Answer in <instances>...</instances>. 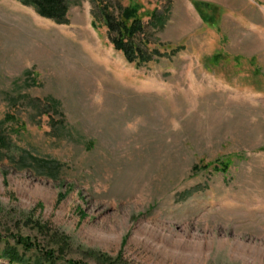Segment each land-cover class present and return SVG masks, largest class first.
Segmentation results:
<instances>
[{
	"label": "rangeland",
	"instance_id": "obj_1",
	"mask_svg": "<svg viewBox=\"0 0 264 264\" xmlns=\"http://www.w3.org/2000/svg\"><path fill=\"white\" fill-rule=\"evenodd\" d=\"M66 2L57 24L0 0V254L264 264V0ZM104 5L136 10L150 61L114 49Z\"/></svg>",
	"mask_w": 264,
	"mask_h": 264
},
{
	"label": "trees",
	"instance_id": "obj_2",
	"mask_svg": "<svg viewBox=\"0 0 264 264\" xmlns=\"http://www.w3.org/2000/svg\"><path fill=\"white\" fill-rule=\"evenodd\" d=\"M21 3L32 6L36 9L40 17L54 21L57 24H64L68 5L66 0H21ZM169 7L163 12L155 10L150 15L149 26L153 29L162 27L167 21ZM119 17H114L108 12L106 5L98 8V16L103 20L108 32V38L116 51L123 54L128 63H136L141 65L151 60L152 55L147 54L145 49L148 42L142 21L136 16V10L133 8L121 9ZM154 55L160 54L154 52ZM46 106L53 110H57L58 103L54 100H48ZM6 146V139L0 135V147ZM38 161V160H36ZM41 165L47 162L38 161ZM224 169V167H223ZM17 244L22 245L26 250L32 249V245L28 241L18 239ZM45 260L52 261V254H44ZM0 257L8 260L10 263L26 264L22 257L12 251H5ZM76 264V263H73Z\"/></svg>",
	"mask_w": 264,
	"mask_h": 264
},
{
	"label": "bare ground",
	"instance_id": "obj_3",
	"mask_svg": "<svg viewBox=\"0 0 264 264\" xmlns=\"http://www.w3.org/2000/svg\"><path fill=\"white\" fill-rule=\"evenodd\" d=\"M264 10V9H263Z\"/></svg>",
	"mask_w": 264,
	"mask_h": 264
}]
</instances>
